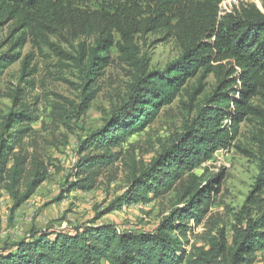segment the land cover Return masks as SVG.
Segmentation results:
<instances>
[{
  "label": "trees",
  "instance_id": "1",
  "mask_svg": "<svg viewBox=\"0 0 264 264\" xmlns=\"http://www.w3.org/2000/svg\"><path fill=\"white\" fill-rule=\"evenodd\" d=\"M108 1L112 9H89L87 4ZM226 0H0V26L11 23L13 52L0 55V79L16 63L20 50L30 42L34 48L50 49L65 66L79 68L85 80L83 112L98 92L96 83L112 62L113 49L135 68V99L117 113L106 130H100L84 146L102 150L84 156L78 164L76 181L70 191L90 190L96 186L100 171L120 159L112 148L128 137L144 131L159 116L163 107L181 95L194 108L197 95L204 92L210 75L215 78L206 96L202 120L194 133L166 163L154 161L163 173L134 176L132 191L120 204L147 201L148 195H161L187 170L196 169L220 149H228L240 136L241 124L259 127L257 143L261 154L260 175L252 191L253 203L260 209L255 220L236 226L230 244L225 241L218 257L188 254L182 242L172 236L176 230L186 236L185 220L200 223L209 206L208 191L196 187L191 206L158 228L156 234L118 231L111 225L84 226L72 231L36 230L28 237L8 244L0 251V264H253L264 250V3H242L231 10L222 8ZM159 33L174 39L180 56L163 70H150L139 57L135 43L138 35ZM57 39V40H55ZM75 48L63 50L59 43ZM77 42V46L74 43ZM16 50V51H15ZM19 50V51H18ZM34 54L22 61V76H32ZM64 61H70L65 63ZM195 79V84L191 81ZM21 89L12 96L13 106L6 117L10 139L0 141V187L22 205L47 180L48 167L32 154L17 152L32 133L35 116L20 100ZM19 101V102H18ZM198 107V106H197ZM229 122V123H228ZM235 145V144H234ZM160 171V170H159ZM25 188L20 192V187ZM206 193V194H205ZM257 195V196H256ZM63 193L57 200L63 199Z\"/></svg>",
  "mask_w": 264,
  "mask_h": 264
},
{
  "label": "rangeland",
  "instance_id": "2",
  "mask_svg": "<svg viewBox=\"0 0 264 264\" xmlns=\"http://www.w3.org/2000/svg\"><path fill=\"white\" fill-rule=\"evenodd\" d=\"M242 3H256L263 9L264 0H226L222 8L231 10ZM86 7L112 9L113 4L91 2ZM11 29V23L0 26V55L7 50L14 51L10 39L18 31L12 33ZM57 43L63 50L76 54L75 48L65 42ZM135 43L140 48L143 65H148L150 70L165 69L181 53L174 39L159 33L138 35ZM74 45L77 46V42ZM20 52L18 61L0 79V141L10 139L11 127L5 121L12 109L20 108L13 106L12 99L20 88L19 101L29 106L35 119L31 123L32 133L24 138L17 152L38 158L48 167L49 175L32 197L18 207L13 196L0 187V251L36 230L60 232L111 225L121 232L156 234L159 227L191 206V196L198 185L199 192L208 191L210 198L205 216L200 223L184 221L186 236L182 237L177 230L172 233L188 254L208 253L218 257L216 253L221 245L225 241L230 244L234 228L258 217L261 211L253 203L252 191L260 175L259 127L249 122L241 124L240 136L230 148L217 150L211 159L204 160L194 170L191 166L161 195L150 193L145 202L120 206L123 197L132 191L134 176L148 171L143 177L157 174V171L163 173L162 169L154 168V161L161 159V163L155 164L161 168L194 133L204 114L199 108L207 109L206 96L215 86L213 75L208 77L204 92L197 95L194 108L186 95L163 107L157 119L144 131L112 148V152L120 153V159L101 169L93 189L70 191V183L78 179L81 158L102 154L97 147L83 152L82 146L98 137L100 130H106L110 122L117 119L118 111L128 108L135 99V68L123 60L116 48L113 49L112 62L96 83V97L83 112L85 80L79 68L63 66L50 49L45 47L40 51L30 42ZM31 54L35 57L31 66L37 71L32 76H22V61ZM195 83L193 79L191 85ZM24 188L25 184L20 192ZM62 193L64 197L58 201ZM260 196L264 203V194ZM253 264H264V250L257 253Z\"/></svg>",
  "mask_w": 264,
  "mask_h": 264
}]
</instances>
